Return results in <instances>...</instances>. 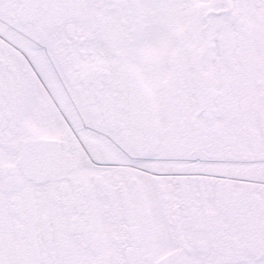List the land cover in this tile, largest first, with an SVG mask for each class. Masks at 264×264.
<instances>
[{"label": "snow or ice", "instance_id": "1", "mask_svg": "<svg viewBox=\"0 0 264 264\" xmlns=\"http://www.w3.org/2000/svg\"><path fill=\"white\" fill-rule=\"evenodd\" d=\"M0 264H264V0H0Z\"/></svg>", "mask_w": 264, "mask_h": 264}]
</instances>
